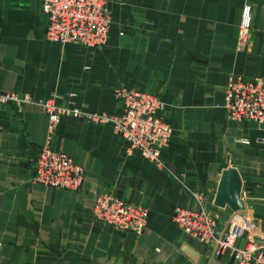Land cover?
<instances>
[{"label":"crops","instance_id":"1","mask_svg":"<svg viewBox=\"0 0 264 264\" xmlns=\"http://www.w3.org/2000/svg\"><path fill=\"white\" fill-rule=\"evenodd\" d=\"M107 2L108 40L91 49L47 41L43 0H0V92L108 116L123 112L120 85L154 93L173 127L166 169L128 153L112 125L67 116L52 147L83 167V186L35 183L49 118L36 105L0 104V264H236L184 233L173 215L195 207L191 191H201L224 230L237 212L225 186L232 176L243 210L264 226V124L232 121L225 110L231 75L264 77V0ZM105 193L147 207L146 231L99 226L93 207Z\"/></svg>","mask_w":264,"mask_h":264},{"label":"built area","instance_id":"2","mask_svg":"<svg viewBox=\"0 0 264 264\" xmlns=\"http://www.w3.org/2000/svg\"><path fill=\"white\" fill-rule=\"evenodd\" d=\"M47 19L45 38L60 45L75 44L95 49L106 44L112 24L107 0H43ZM252 8L242 11L241 29L249 33ZM115 96L122 102L119 116L84 111L73 102L59 105L55 99L35 101L30 95L0 92V104L41 107L49 118L48 136L34 165L35 183L69 191L81 189L85 173L73 158L52 147V138L63 117H84L94 123L110 124L128 143L127 151L139 152L158 170H165L162 152L169 146L173 127L163 116L164 104L149 91L120 85ZM225 110L232 121H254L264 124V77L244 80L231 75L225 91ZM243 143H247L244 141ZM195 207H178L173 215L175 224L186 234L211 247L215 257H228L236 264H264L262 228L245 211L239 210L220 230L219 220L207 209L205 194L191 191ZM93 216L106 228L125 229L136 234L146 231L150 210L111 193L97 197ZM245 239L244 244L240 241ZM1 248V243H0Z\"/></svg>","mask_w":264,"mask_h":264},{"label":"water","instance_id":"3","mask_svg":"<svg viewBox=\"0 0 264 264\" xmlns=\"http://www.w3.org/2000/svg\"><path fill=\"white\" fill-rule=\"evenodd\" d=\"M230 178L231 179H229L225 183V186L229 187L227 198L232 203L235 211L243 210L244 206L242 202L239 200V195H238V185H237L238 183L234 181L232 176H230Z\"/></svg>","mask_w":264,"mask_h":264},{"label":"rangeland","instance_id":"4","mask_svg":"<svg viewBox=\"0 0 264 264\" xmlns=\"http://www.w3.org/2000/svg\"><path fill=\"white\" fill-rule=\"evenodd\" d=\"M242 211H244V210H242ZM262 234H263V236H261L262 238H264V226H262Z\"/></svg>","mask_w":264,"mask_h":264}]
</instances>
